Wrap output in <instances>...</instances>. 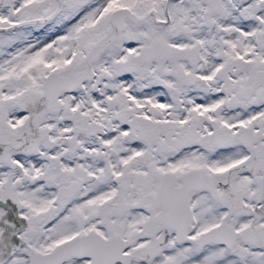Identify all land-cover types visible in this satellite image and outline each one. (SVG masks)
I'll use <instances>...</instances> for the list:
<instances>
[{"label": "snow or ice", "instance_id": "1", "mask_svg": "<svg viewBox=\"0 0 264 264\" xmlns=\"http://www.w3.org/2000/svg\"><path fill=\"white\" fill-rule=\"evenodd\" d=\"M0 264H264V0H0Z\"/></svg>", "mask_w": 264, "mask_h": 264}]
</instances>
